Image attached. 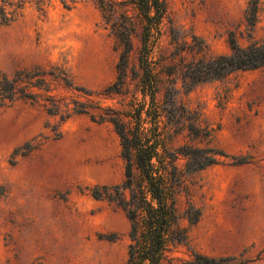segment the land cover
I'll use <instances>...</instances> for the list:
<instances>
[{
	"label": "rangeland",
	"instance_id": "1",
	"mask_svg": "<svg viewBox=\"0 0 264 264\" xmlns=\"http://www.w3.org/2000/svg\"><path fill=\"white\" fill-rule=\"evenodd\" d=\"M24 1L21 16L0 27V75L59 68L95 94L115 81L119 50L92 0ZM250 1L168 0L167 13L188 42L195 35L207 56H218L230 53L231 33L241 47L264 43V0H257L256 25L248 34ZM161 46L171 49L166 35ZM178 88L181 102L213 131L212 145L228 155L195 178L191 195L201 216L189 229V244L210 257L264 264V67L190 88L179 82ZM49 89L69 99L55 81ZM42 104L16 101L0 108V264H125L127 218L90 195L95 186L124 180L118 136L110 124L85 115L61 122ZM185 143L191 144L180 136L173 146ZM27 144L31 152L13 156ZM233 158L247 163L233 164ZM175 255L172 264H181L189 258L187 247L178 246Z\"/></svg>",
	"mask_w": 264,
	"mask_h": 264
},
{
	"label": "trees",
	"instance_id": "2",
	"mask_svg": "<svg viewBox=\"0 0 264 264\" xmlns=\"http://www.w3.org/2000/svg\"><path fill=\"white\" fill-rule=\"evenodd\" d=\"M92 1L119 50L115 81L95 94L75 86L59 68L49 72L19 70L11 77L1 74L0 108L16 101L43 102L44 111L49 116L59 115L61 122L72 115H85L92 123L112 126L120 141L124 180L95 186L90 195L120 209L127 218L125 264H172L178 246L189 252L181 264H246L236 256H207L189 244V229L201 216L191 195L195 178L228 155L212 145L213 131L201 126L199 112L181 102L178 83L190 88L264 67V43L241 47L231 33L229 54L207 56L203 41L192 35L188 42L173 25L167 13L168 0ZM24 4V0H2L0 27L21 16ZM258 11V1H250L244 12L248 34L256 25ZM164 35L171 49L161 46ZM50 80L68 92L69 99L52 94ZM180 136L191 144L174 147ZM59 137L60 133H55V138ZM202 143L203 147L198 145ZM33 149L27 144L13 156H26ZM233 159L236 165L247 163L243 158Z\"/></svg>",
	"mask_w": 264,
	"mask_h": 264
}]
</instances>
